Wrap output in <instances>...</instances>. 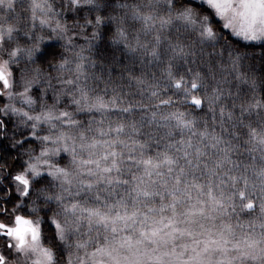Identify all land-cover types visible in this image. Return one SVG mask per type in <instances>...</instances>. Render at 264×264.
Instances as JSON below:
<instances>
[{
	"label": "snow or ice",
	"instance_id": "1",
	"mask_svg": "<svg viewBox=\"0 0 264 264\" xmlns=\"http://www.w3.org/2000/svg\"><path fill=\"white\" fill-rule=\"evenodd\" d=\"M5 147L0 264H264V0H0Z\"/></svg>",
	"mask_w": 264,
	"mask_h": 264
},
{
	"label": "flooded vegetation",
	"instance_id": "2",
	"mask_svg": "<svg viewBox=\"0 0 264 264\" xmlns=\"http://www.w3.org/2000/svg\"><path fill=\"white\" fill-rule=\"evenodd\" d=\"M10 151L11 150L5 147L3 152H0V160H7L9 165H11V167L9 168V171H13L15 170V167L18 164V161H15L10 158V155H9Z\"/></svg>",
	"mask_w": 264,
	"mask_h": 264
},
{
	"label": "trees",
	"instance_id": "3",
	"mask_svg": "<svg viewBox=\"0 0 264 264\" xmlns=\"http://www.w3.org/2000/svg\"><path fill=\"white\" fill-rule=\"evenodd\" d=\"M69 20L71 21V17H69ZM81 43L83 42V41H80Z\"/></svg>",
	"mask_w": 264,
	"mask_h": 264
}]
</instances>
